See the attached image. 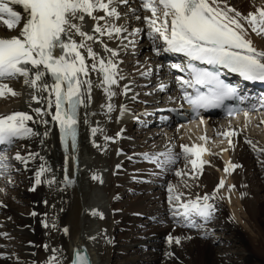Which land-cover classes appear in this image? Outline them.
I'll list each match as a JSON object with an SVG mask.
<instances>
[{"label":"bare ground","instance_id":"obj_1","mask_svg":"<svg viewBox=\"0 0 264 264\" xmlns=\"http://www.w3.org/2000/svg\"><path fill=\"white\" fill-rule=\"evenodd\" d=\"M130 1L129 5L138 8L137 15L141 17L140 20L129 18L127 21L129 32H131L133 26H137L142 31L141 42H139L141 52L137 55H134V46H128L131 35L123 33L122 35L127 36L124 41H121L115 34L112 38L107 35H100L94 32L93 25L98 23L103 26L104 21H94L85 14L83 30L99 36V40L86 41V43L105 61L109 58L119 61L117 67L121 70L125 79L118 80L116 85L107 86L116 93L115 96L109 99L107 93L100 87L103 76L99 72L98 62L96 71H89L86 77H81V79H90L92 86L90 102L85 99L84 104L79 109V139L75 152L76 163L72 160L71 147L67 151L62 149L59 142L58 127L52 120L51 115L42 116L38 119L33 111V109L40 107L54 114V105L52 108H48L46 102L41 103L40 101L31 100L34 90L29 85L24 84L23 78H15L11 82L2 81V83L13 88L16 93L19 90V93L15 96L7 93L4 95L8 98L4 104L0 102V114L7 115L13 111L27 112L33 117V120L26 122L27 125L40 135L16 139L12 144L13 148L11 146L12 154L6 155L10 168L14 172H20L23 179L21 180V187L17 189L16 193L12 194L7 191L10 181L7 178L0 179V252L7 254L0 257V264H46L48 257L53 254V249H57V259L63 257L61 264H67L72 258L73 245L77 241L83 242L87 246L94 264H116L114 259L118 256L116 255L118 247L114 246V243H110V239H112L111 235L114 236L115 232L120 230L123 240L130 244L123 258L125 259L124 264H233V259L229 257L230 251L225 247L229 240L222 241L223 237L213 233L216 229L224 234L226 231L235 233V241H238L237 243L245 249L241 254L242 260H239V263L249 264L252 258H257L259 259L258 264H264V199L261 197L264 194V172L260 170L258 163V157L264 155V151H262L264 148L261 145L255 150L250 148L247 141L250 140L252 143H256L257 138L250 136L251 134L248 136L242 132V129H239L240 127L245 130L244 127H249L250 130L258 124L264 127V122H262L264 117L262 116L249 117L244 123L238 118L234 122L235 125L232 124V126L228 123L223 127L219 125L218 118H211L209 124L213 137L206 135L204 129L209 128L208 126L202 127L192 124L190 130H184V132H173L169 129L171 131L169 133L171 142L174 144L173 147H171L172 143L168 144L163 140L162 135H164V132L162 130L157 135L159 138L158 147L162 149V152L170 149L178 158L175 164L165 168V177L157 180L153 190L161 189L166 184V179L173 176V174H177L174 167L185 157L183 149L180 147L184 133H191L190 135L201 140V143H198V141L192 139V143L194 145L201 144L199 146L206 149L198 159L212 164L214 169L211 173H209L205 163L193 169L191 159L194 157L189 154L190 161L184 165L185 173H188V175H185L182 170L180 171L181 175L184 174V185L180 184L179 180L169 184L173 185L177 192L182 193V200L195 199L206 194L212 197L210 202L216 208L213 218L219 219V223L216 227L207 224L209 232L207 236L202 237L200 235L203 229H196L195 232L189 233L185 230V226L176 225L177 216L169 211V204L162 200L155 201L159 194L150 192L146 198L140 197L133 202L128 199L125 201L119 199L118 193L120 190H124L126 187L125 182H128V179L138 178L146 173L145 167L141 165L144 159L142 154L151 151L150 148L153 145H150V135L147 129L142 131L141 125L145 122V115L149 110L164 107V104L161 105V102H159L156 94L154 103L148 104L149 100L142 101L137 94L139 91L143 93L142 89L138 88L136 82L130 76L131 73H129L134 65L136 67L135 72L146 73L147 80L148 77L154 76L149 72V66H152L151 61H154V59L148 61L142 57L144 51L153 48L152 41L148 36V25L143 20L144 16H151V12L140 6L141 0ZM226 3L243 16H247L250 12L258 15L257 8H264V0H257V2L256 0H226ZM119 10L122 13L128 11L123 5L120 6ZM94 15L102 16L104 13L103 11H94ZM117 22H123V17ZM241 23L248 29V37L253 45L264 50V34L253 33L247 21L241 20ZM14 34H17L15 30H7L0 21V36ZM74 39L79 41L81 38L74 36ZM156 43L163 51V42L157 38ZM105 44L111 49H118V55L112 57L110 52H105L103 47ZM79 50L85 57V64L91 68L92 58L88 57L86 49L81 48ZM125 53L129 55H125ZM179 54L181 53L163 51L164 58ZM153 56L156 57V55ZM161 61L158 62L162 63ZM135 72L133 73L135 74ZM159 80H156L153 85L158 84ZM124 85H127L130 89L127 93L123 92ZM173 91V86H170L167 93H174ZM34 94L38 96L48 95L47 92L41 93L38 89L35 90ZM133 96L136 99H133ZM7 100L14 102V104L9 106ZM108 103L114 105L111 112H108L106 107H102ZM121 104L129 108L134 105L139 106L137 114L134 117L129 115L125 118L126 115L120 112ZM3 105L5 108L2 107ZM148 117H151V115ZM41 120H47L48 123L43 124ZM126 123L130 124V128L134 124V133L139 135L138 146L131 142L130 135L133 131L128 125L126 126ZM92 128H97V132L93 134ZM45 131L48 132L46 136L44 135ZM226 131L230 132L229 136L222 135ZM244 132H247V130ZM117 133H120V135L117 136ZM105 136L113 137V139L106 141ZM201 137L212 139V145L216 147L215 152L222 156L223 161L216 156H209L208 145L210 144L207 145L205 139H201ZM226 138L231 141V144L227 145V149L221 146ZM241 139L244 141L241 142ZM93 141H95V144ZM215 141L216 144H214ZM18 143L21 144L20 147H17ZM118 149L120 150L119 154H117ZM157 150L155 149L150 153H157ZM130 151L135 152L130 160L137 162L139 170L132 171L133 173L129 174V178H126L125 175V178L114 177L113 175L119 176L122 168L128 164V160L125 159L124 155ZM17 152L24 157H27L28 153H33L34 156L27 159L26 163H22L14 158ZM229 163L237 165L238 168H229L228 171H225ZM117 164L120 165L119 168L116 167ZM42 166L49 170L41 173L40 179L42 182L37 184L35 183L36 173ZM65 170H67L69 177L74 179V183L69 187H64L61 184L65 176ZM230 171H232L234 188L238 190L240 199L238 206L233 202L231 203V199L234 198L229 195L224 183L217 188L220 181H224ZM249 171H253V174L251 173V175ZM7 172L0 174L4 175ZM190 177L195 181L191 180ZM251 179L255 180L256 189L251 188ZM45 180L52 181V183L43 182ZM148 183L147 178H142L140 183L137 184L138 186L134 187V192L142 191ZM222 190L226 191L223 192ZM166 192L164 194L165 199L169 194L168 187ZM226 198L230 199V205ZM148 200L151 204L156 202V208L157 205H162L157 208L160 214L152 216L149 213L151 209H148L150 205L146 204ZM224 200L230 206L234 218L238 217L237 208L241 207L243 216L240 217V221L244 222L250 231H244L242 227H236L235 222L231 221V216L224 206ZM19 203H24L27 207L20 208ZM144 204L147 206L145 207ZM123 208H125L124 211L127 212V215L117 213L118 210ZM92 209L97 210L96 215L92 214ZM108 209L110 216L106 219L105 213ZM100 213L103 214L102 217ZM163 214L169 215L166 219V225L159 228L157 223L163 220ZM142 215L148 218L147 224L138 223V218ZM234 218H232L233 221ZM53 224H55V227H53ZM136 224L139 227L136 228ZM65 226L68 228L67 234L63 231ZM147 226H151L152 230L148 231ZM130 230H135V232L128 233ZM4 233L7 235H2ZM106 235L105 245L98 247V241L105 240ZM169 236L173 238L171 242H169ZM89 237H93V239H89ZM147 237L150 239L149 241ZM175 237H181L179 244L175 243ZM185 237H189V239H185ZM108 240L109 243H107ZM216 241H222L223 246L221 247L222 244L214 246L213 243ZM9 242L12 245L11 253L9 252ZM146 243L147 246H145ZM146 248H149L150 251H147ZM133 253L137 254L138 257L134 258ZM237 262L236 264H238Z\"/></svg>","mask_w":264,"mask_h":264},{"label":"snow or ice","instance_id":"obj_2","mask_svg":"<svg viewBox=\"0 0 264 264\" xmlns=\"http://www.w3.org/2000/svg\"><path fill=\"white\" fill-rule=\"evenodd\" d=\"M121 5L128 11L122 13L119 10ZM140 6L151 12V16H144L143 20L148 25V36L153 41L152 51L157 53L161 51L155 44L158 38L163 42V51L183 53L188 58L186 68L190 79L179 76L176 79L182 99L190 106L193 114L198 113L200 109L223 107L226 101L238 95L234 85L221 79L222 70L237 73L245 80L264 82V50L253 45L248 37V29L241 23V20L247 21L253 33L264 34V8H257L258 15L250 12L247 16H243L229 6L226 0H141ZM94 11H103L104 15H94ZM138 11V8L129 5V0H0V21L7 30H15L17 33L0 36V97L6 93L18 95L13 88L2 81L23 78L24 84L34 90L31 100L46 102L48 108L54 105V114L40 107L33 111L38 119L51 115L59 128L60 141L66 151L70 142L74 163L77 162L75 152L78 146L79 109L85 99L89 102L91 100L92 81L81 77H86L89 71H96L98 62L99 72L103 76L100 87L104 89L109 99L116 93L107 86L116 85L118 80L125 79L117 67L119 61L111 58L105 61L86 43V41L99 40V36L83 30L85 14L94 21H104L103 26L98 23L93 25L94 32L107 35L109 38L115 34L124 41L127 36L122 35L123 33L136 36L141 31L139 28H132L129 32L127 26L129 18L141 19L137 15ZM122 17L123 22L118 23L117 21ZM74 36H79L81 39L77 41ZM129 43L131 44L132 41ZM103 47L112 57L118 55V49H111L106 44ZM81 48L86 49L88 57L92 58L91 68L85 64V57L79 50ZM194 61L211 67H198L193 63ZM171 67L184 71L179 64H173ZM164 87V84L159 85L161 89ZM186 87L193 91L191 93L186 91ZM37 89L41 93L47 92L48 95L34 94ZM128 91L130 89L124 85L123 92ZM132 98L136 99L135 96ZM102 107H106L108 112H111L114 105L108 103ZM127 110L124 104L120 105L121 114ZM228 113L232 115L233 110L229 108ZM244 115L247 120L248 113L245 112ZM31 120L33 117L23 111L0 114V145L11 146L18 138L40 135L27 125L26 122ZM41 123L47 124L48 121L41 120ZM97 130V128L91 129L93 134ZM44 135H48V132L45 131ZM119 135L120 133H117V136ZM222 135L229 136L230 132L226 131ZM104 139L107 141L113 137L105 136ZM247 142L252 143L250 140ZM93 143L95 144V141ZM229 143L231 144L230 140ZM181 147L186 158L189 154L194 157L191 159L193 169L207 163L198 159L200 154L206 151L203 146L182 145ZM253 149L255 150V145ZM119 153L118 149L117 154ZM142 155L145 160L154 163L160 169L175 164L178 158L170 149ZM33 156V153H28V156L24 157L17 152L14 158L26 163L27 159ZM7 161L8 157L0 154V173L9 168ZM116 167L119 168L120 165L117 164ZM235 167L237 165L229 163L225 171ZM47 170L49 169L42 166L37 171L35 183L42 182L41 173ZM184 174L188 175V173ZM177 175H181L179 169ZM43 182L52 183L48 180ZM73 183L74 179L69 177L65 170L62 186L69 187ZM223 183L224 181L221 180L217 188ZM228 187L232 188L234 185ZM168 193L169 211L181 217L182 226L203 229L200 235L207 236L209 234L207 224L213 219V213L216 211L214 204L210 202L212 197L206 194L203 197L182 200V193L177 192L171 184L168 185ZM91 211L93 215L97 214L96 209ZM100 216L102 217L103 214L100 213ZM63 231L65 234L68 233L67 226ZM168 239L169 242L173 240L171 236ZM174 239L177 244L181 241V237ZM52 253L46 264H61L63 257L57 259V249H53ZM6 255L0 252V257ZM70 264H91L86 249L75 248Z\"/></svg>","mask_w":264,"mask_h":264},{"label":"rangeland","instance_id":"obj_3","mask_svg":"<svg viewBox=\"0 0 264 264\" xmlns=\"http://www.w3.org/2000/svg\"><path fill=\"white\" fill-rule=\"evenodd\" d=\"M258 1H261V0H258ZM256 2H257V0H256ZM132 28H135V27H132ZM132 38L134 39V36H132ZM151 41H152V39H151ZM155 43H156V41H155ZM152 44H153V41H152ZM137 45V44H136ZM136 45H134V47H136ZM156 46L158 47V48H160V46L156 43ZM138 49V48H137ZM161 49V48H160ZM134 50H136V49H134ZM152 49H150V50H147V51H144L143 52V54H142V57H145V55L146 54H148L149 52H152L151 51ZM149 51V52H148ZM162 52V49H161V51H159L158 53H161ZM127 54V53H126ZM132 70L129 72V73H131V77H133V72L135 71V69L136 68H134V65L132 66ZM134 78V77H133ZM13 79H9V80H4V81H8V82H11ZM18 93H19V90L17 91ZM8 97L6 96V97H0V102H1V104H4L5 103V101H6V99H7ZM7 103L9 104V106L10 105H12V104H14V102H9L8 100H7ZM3 108H5V106L3 105L2 106ZM136 109H138L137 108V106H134V110H136ZM128 125V123H126V126ZM241 125V124H240ZM129 126V128H130V124L128 125ZM245 128V130H247V132H244L245 130L243 129V128H240V130L242 129V132L243 133H245L246 135H250V136H252V137H254V138H257L256 139V143H251L250 145L248 144V146L250 147V148H253V145H255V149L259 146V145H261L263 148H264V127H262V125H256V126H253L250 130L247 128V127H244ZM249 130V131H248ZM133 131V133H131L132 135H130L131 137H130V140H131V142L133 143V144H135L136 146H138V142H139V135L137 134V133H134V130H132ZM148 133L150 134V136H151V140H150V145H153L152 147H154V149L155 148H158V140H159V138H157L156 137V134L157 133H155V129L154 128H150L149 129V131H148ZM163 140L166 142V143H171V137H169V135H166V136H164V138H163ZM228 138H226V139H224L223 140V142L224 143H222L221 144V146L223 147V146H225L227 143H228ZM244 140L243 139H241V142H243ZM217 142L215 141L214 142V144H216ZM263 143V144H262ZM224 144V145H223ZM182 145H188V146H190L189 145V143H188V141L186 140H183V143L182 144H180V147L182 146ZM236 145V144H235ZM21 146V144L20 143H18V145H17V147H20ZM151 147V148H152ZM232 147H233V145H232ZM182 148V147H181ZM154 149H151V151H148L149 152V154H153V153H150V152H153L154 151ZM159 151H157V153L158 152H160V151H162L161 149H158ZM12 152L13 151H9V152H7L8 153V155H11L12 154ZM134 152H129V153H127L124 157H125V159L126 160H128V164L125 166V167H123L122 168V170L120 171V175L119 176H117V175H113L114 177H116V178H129L128 177V175L129 174H131V172L133 171H137V170H139V167H138V165H137V162H135V161H132V160H130L131 159V157H132V154H133ZM233 154H235L234 152H233ZM190 160H189V157L188 158H186V156L185 157H183V159L181 160V162H179V164L176 166V167H174V171H176L177 172V170L179 169L180 171L182 170V172L183 173H185V167H184V165L187 163V162H189ZM258 163H259V166H260V170H262L263 172H264V155L262 156H259L258 157ZM131 162V163H130ZM151 164V162H149V161H147V160H143V163L141 164L142 166H144L145 168H149V165ZM205 164H207V167H208V171H209V173H211L212 171H213V169H214V167L212 166V164L210 163V162H207V163H205ZM147 166V167H146ZM151 166H152V164H151ZM134 168V169H133ZM181 168V169H180ZM236 168H238V166L236 167ZM162 169H159V168H151V169H148V172L150 173V175H148V177L146 176V175H144V177H147L148 178V180H149V183H148V185L145 187L146 188V190H145V188H143V190L142 191H136V192H134V187L135 186H138L137 184H138V182L142 179L141 177H139V178H130V179H128V182H125V184H126V187L124 188V190H120L119 191V193H118V197H119V199L121 200V201H125V200H130L131 202H133L134 200H136L137 198H140V197H143V198H146V196L150 193V192H154V193H156V194H159V197L158 198H156L155 199V201L156 200H158V201H160V200H162V201H164V202H166V203H168V197L165 199V196H164V194H166L167 192H166V189H167V187H168V185H169V183L170 182H173V181H177V180H179V183L180 184H182V185H184V182H183V179H184V174H182V175H177V174H173V176H171V177H169L168 179H166L167 181H166V184L165 185H163V187L161 188V189H156V190H153L154 189V186H155V184L157 183V180L159 179V173L160 172H162L161 171ZM7 173L6 174H4V175H1L0 174V179H4V178H7L8 179V181H10V183H9V185H8V192L10 193V194H12V193H16L17 192V189L19 188V187H21V180L23 179V175L20 173V172H14V170L13 169H7ZM216 171V170H215ZM5 173V172H4ZM20 173V174H19ZM190 173V172H189ZM249 173L251 174H253V171H249ZM191 174V173H190ZM251 174V175H252ZM124 175H125V177H124ZM191 178V177H190ZM227 179V180H226ZM191 180H193V181H195L194 179H192L191 178ZM151 181V182H150ZM152 181H153V183H152ZM225 181H226V189H227V191H228V193H229V195L231 196V197H233L234 199H231V203L233 202L234 204H236L237 206H238V202H240V199H239V196H238V190L236 189L235 190V188H229L228 186L229 185H233V179H232V174H230V173H228L227 174V177L225 178ZM232 181V182H231ZM250 184H251V188L253 187V189H256L257 188V186H256V184H255V180L254 179H251V181H250ZM221 190V189H220ZM223 192L224 191H226V190H222ZM237 192V193H236ZM126 193V194H125ZM129 194V195H128ZM263 196H261L263 199H264V194H262ZM164 196V197H163ZM219 198V197H218ZM220 200V199H219ZM221 201V200H220ZM226 201L228 202V204H229V202H230V199H228V198H226ZM226 201L224 200L223 202L225 203V205H224V203H222L224 206H225V208H226V210L229 212V214H230V216H231V221L232 222H235V224H236V227L237 228H239V227H242L243 229L242 230H247V231H250L249 229H248V227L245 225V223L244 222H242V221H240L241 219H240V217L241 216H243V211L241 210V207H238L237 208V212H238V217L237 218H234V215L231 213V211H230V204L228 205L227 203H226ZM222 202V201H221ZM146 203V202H145ZM146 204H149L150 206V208L148 207V209H151V210H149V213L150 214H152V216H155V215H157V214H160L159 213V211L157 210V208H159V206L161 207L162 205L161 204H159V205H157V208L155 207V205H156V202L155 203H153V204H151V203H149V200H148V202L146 203ZM146 204H144V206L146 207L147 205ZM169 204V203H168ZM19 206H20V208H26L27 207V205L26 204H24V203H19L18 204ZM122 205V204H121ZM154 205V206H153ZM239 206H240V203H239ZM152 207V208H151ZM161 209V208H160ZM125 208H123L122 210H118L117 211V213H124V215H127V212L125 213ZM106 214V219H107V217L109 218V216H110V211H109V209H108V211H107V213H105ZM155 214V215H154ZM168 215L169 214H163V220L162 221H160V222H158L157 223V227H159V228H161V227H163L164 225H166V219H167V217H168ZM232 218H234V221L232 220ZM229 219V220H230ZM140 220V221H139ZM143 221V222H142ZM148 218L145 216V215H142V216H140L139 218H138V223H142V224H147L148 222ZM146 222V223H145ZM176 224L178 225V226H182V223H181V219H180V217L179 218H177L176 219ZM219 223V219L217 220V219H215V218H213L211 221H209V223L208 224H212V226H214V227H216V226H218L217 224ZM138 224H136V228L137 227H139V226H137ZM151 226H147V229H148V231H151L152 230V228H150ZM247 227V228H246ZM215 229V228H214ZM185 230L187 231V232H195V229H192V228H188V227H185ZM131 232H135V230H130L128 233H131ZM213 233L214 234H217V235H219V236H221V237H223V240L222 241H224L225 239H228L229 240V242L227 243V245H225V247H226V249H228L229 251H230V255H229V257L231 258V259H233V264H236V262L238 263V264H241V263H239L241 260H242V256H241V254L244 252V247L243 246H241V244H239V243H237L238 241H235V233L232 231V232H228V231H226L225 232V234L224 233H222L221 231H219V230H214L213 231ZM99 235V234H98ZM254 236V235H253ZM111 237H112V239H110L111 241H110V243H114V246H117L118 247V252H117V254L116 255H118V256H116V258L114 259V263H116V264H124V262H125V259H123L124 257H125V255H126V253H127V248L129 247V242L127 243V241H124L123 240V238H122V234H121V230L120 231H116L115 232V234H114V236L113 235H111ZM8 239V238H7ZM147 239H148V237H147ZM150 239H148V241H149ZM6 241V240H5ZM105 241H107V235H106V237H105V240H103V241H98L99 242V244H98V247H103L104 245H105ZM222 241H220V242H218V241H216L215 243H213L214 244V246H216V245H219V244H222ZM235 241V242H234ZM7 242V241H6ZM126 242V243H125ZM107 243H109V240H108V242ZM116 244V245H115ZM8 245H9V252L11 253V251H10V249H11V242H9L8 243ZM134 245H136V244H134ZM145 246H147V243L145 244ZM223 246V244L221 245V247ZM147 249V251H150V249L149 248H146ZM120 251V252H119ZM232 255V256H231ZM134 258L136 257H138V255L137 254H135V253H133V255H132ZM240 260V261H239ZM231 263V262H230ZM259 263V259H257V258H252V261L249 263V264H258ZM232 264V263H231ZM245 264V263H244ZM248 264V263H247Z\"/></svg>","mask_w":264,"mask_h":264},{"label":"water","instance_id":"obj_4","mask_svg":"<svg viewBox=\"0 0 264 264\" xmlns=\"http://www.w3.org/2000/svg\"><path fill=\"white\" fill-rule=\"evenodd\" d=\"M78 247H83L84 249H86L88 255L90 256L89 251H88V249H87V246H86L83 242H79V241L74 243V245H73V249H72V254H73V250H74L75 248H78ZM90 258H91V256H90ZM68 264H70V262H69ZM91 264H93V260H92V258H91Z\"/></svg>","mask_w":264,"mask_h":264}]
</instances>
